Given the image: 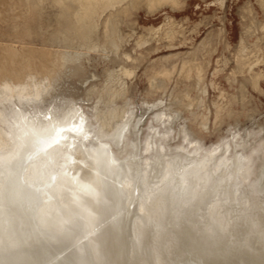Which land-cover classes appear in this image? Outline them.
<instances>
[{
  "label": "rangeland",
  "instance_id": "rangeland-1",
  "mask_svg": "<svg viewBox=\"0 0 264 264\" xmlns=\"http://www.w3.org/2000/svg\"><path fill=\"white\" fill-rule=\"evenodd\" d=\"M89 2L0 0V72L3 68H9L11 74L22 69L52 70L47 90L38 92L40 99L30 96L22 100L13 91L14 98L12 94L0 98V115L17 106L32 115L50 113L68 126L81 128L84 138L96 131L93 136L105 142L111 157L126 166H130V159L131 166L140 163L142 169H150L152 179H160H155L158 185L168 176L164 178V168L168 165L167 170H173L175 156L181 155L176 160L186 157L181 160L182 166L195 161L199 167L197 161L213 150L208 152L210 156L217 152L218 156L214 159L206 154L208 160L203 163L211 165L199 161L201 167L216 170L217 161L226 158L237 167L235 173L240 185L248 190L247 197L251 200L253 194L256 201H264V0H116L97 13ZM77 16L81 20L77 21ZM9 59L16 60L13 67ZM43 62L49 63L48 68ZM31 77L27 84H34ZM125 123L129 128L125 139L114 140L112 134ZM159 128L169 132L168 136L157 131ZM152 129L162 135L152 131V137L148 136ZM162 136L168 145L161 151ZM144 145L149 146L146 149ZM190 145L200 148L195 146L194 154H190ZM174 148L177 155L173 154L176 151L172 153ZM165 149L170 158L175 157L169 162ZM226 161L216 170L218 173L210 167L201 171L209 170L206 176L216 177L232 165ZM193 166L189 167L191 173H200V178L202 172L193 171ZM153 186L147 189L151 191Z\"/></svg>",
  "mask_w": 264,
  "mask_h": 264
},
{
  "label": "bare ground",
  "instance_id": "bare-ground-1",
  "mask_svg": "<svg viewBox=\"0 0 264 264\" xmlns=\"http://www.w3.org/2000/svg\"><path fill=\"white\" fill-rule=\"evenodd\" d=\"M88 1L96 13L116 2ZM48 62L43 64L46 63L47 67ZM15 63V59H9L10 67ZM43 64L41 66H45ZM48 70L22 69L11 74L9 68H3L0 72V98H8L13 91H17L15 94H19L16 95L19 99L27 100L30 96L40 99L38 92L47 90L52 76V70ZM28 77L34 84H27ZM13 95L11 98H14ZM0 121L3 122L0 127V264H264V201H256L258 198L254 199L253 194L251 200L247 197L248 190L240 185V178L235 173L237 167L232 162V167L227 166L220 175L215 174L218 175L216 177L205 174L209 170L218 173L216 170L226 161L228 152L225 149L226 153L222 152L224 161L219 153L223 163L220 165L221 161H217L219 157L215 160L219 163H214L216 170L204 166L210 169L201 171L204 170L201 164L213 150L205 149L204 152L207 150L209 153L203 156V160L197 161L202 169L195 161L193 163L197 168L190 164L195 169L193 171L200 169L202 172L199 178V171L197 175L189 169L192 168L188 166L192 161L186 162L187 166L183 162L185 165L182 166L181 160L186 157L176 160L181 155H177L175 147L172 153L176 151L173 154L177 156L172 157L177 166L172 163L173 170L170 168L169 174L168 163L162 158L167 165L164 166L167 173H161L164 178L165 174L168 176L162 185L161 181L158 185L155 179H160L150 177V169L147 171L145 168L147 165H143L145 169L138 162L131 166L133 160L127 157L131 163L126 166L121 160L111 157L105 142L93 136L96 131H92L95 133L89 138H84L81 128L68 126L64 123L66 121L58 120L50 113L32 115L17 106L10 108L7 114L2 113ZM127 128V123L116 128L112 134L114 140L121 141ZM152 131L147 135L152 137ZM165 131L161 133L168 136L169 132ZM151 137L147 138L149 142H152ZM166 139L159 145L160 150L163 145H168L165 144ZM149 145L144 146L153 149L152 143ZM199 146H196L197 150ZM183 147L187 153L193 148L190 154H194L195 148L191 145L188 150ZM197 150L195 153L200 152ZM217 151L221 152V149ZM163 153L161 155H166L168 151ZM216 155L210 157L215 159ZM169 156H165L170 159L168 162L172 160ZM227 157L228 160L230 156ZM205 162L203 165H211ZM153 183L157 185L153 186ZM259 184L261 186L262 182ZM151 186L149 191L147 188Z\"/></svg>",
  "mask_w": 264,
  "mask_h": 264
}]
</instances>
